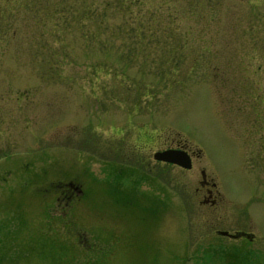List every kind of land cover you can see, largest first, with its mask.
I'll return each mask as SVG.
<instances>
[{"label": "rangeland", "instance_id": "obj_1", "mask_svg": "<svg viewBox=\"0 0 264 264\" xmlns=\"http://www.w3.org/2000/svg\"><path fill=\"white\" fill-rule=\"evenodd\" d=\"M262 206L264 0H0V264H264Z\"/></svg>", "mask_w": 264, "mask_h": 264}, {"label": "flooded vegetation", "instance_id": "obj_2", "mask_svg": "<svg viewBox=\"0 0 264 264\" xmlns=\"http://www.w3.org/2000/svg\"><path fill=\"white\" fill-rule=\"evenodd\" d=\"M172 147L186 149L187 152H189V154L191 155V157L195 155V152L193 150L187 147L185 143H182L180 141H177V143ZM201 172H202V178L200 180V186L197 187L196 190L200 189L202 191L204 203L214 206L216 205L219 199V190L217 189L215 182L212 179H207L203 170ZM158 175H160L159 172ZM56 184H57L56 188L58 189V195H56V199L61 204H64L63 205L64 208L65 206L69 205V203L74 199L76 194H81L83 191L81 184L76 183L73 180L60 181V183H56ZM262 207L264 209V206ZM62 213H64V211H62ZM237 220L238 222L239 221H246V222L242 226H238L239 228L235 229L234 231L253 233L252 237H248L246 235H240V237H246L248 240L251 241L254 238V234H255V232L251 230L252 227L257 231H264V215H259L255 217V214H248L247 212H244V214L240 215L239 217L237 216ZM255 220H257V222Z\"/></svg>", "mask_w": 264, "mask_h": 264}, {"label": "water", "instance_id": "obj_3", "mask_svg": "<svg viewBox=\"0 0 264 264\" xmlns=\"http://www.w3.org/2000/svg\"><path fill=\"white\" fill-rule=\"evenodd\" d=\"M153 158L157 160H163L169 163H176L182 167H191V157L189 153L182 149L176 147H166L163 149H158L153 152ZM217 233L222 235H228L230 237H238L240 235H246L252 237L253 233H245L243 231L229 232L227 230H217Z\"/></svg>", "mask_w": 264, "mask_h": 264}]
</instances>
